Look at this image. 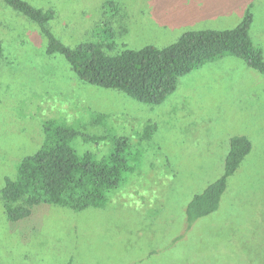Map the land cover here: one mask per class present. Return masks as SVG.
Instances as JSON below:
<instances>
[{
	"label": "rangeland",
	"instance_id": "rangeland-1",
	"mask_svg": "<svg viewBox=\"0 0 264 264\" xmlns=\"http://www.w3.org/2000/svg\"><path fill=\"white\" fill-rule=\"evenodd\" d=\"M23 1L55 11L50 29L71 47L103 36L102 19L113 16V52L161 48L189 30L230 29L248 10L264 59V0ZM0 33V188L40 146L49 119L77 131L79 153L101 158L114 137L140 151L104 208L41 204L11 222L0 202V264H264L260 73L223 56L180 76L161 103L147 104L77 79L63 55L46 53L37 25L1 0ZM152 125L151 134L144 131ZM235 135L248 138L250 152L228 177L218 208L188 226V202L221 176Z\"/></svg>",
	"mask_w": 264,
	"mask_h": 264
},
{
	"label": "trees",
	"instance_id": "trees-1",
	"mask_svg": "<svg viewBox=\"0 0 264 264\" xmlns=\"http://www.w3.org/2000/svg\"><path fill=\"white\" fill-rule=\"evenodd\" d=\"M1 1L37 25L46 40V53L63 55L77 79L121 91L140 102L161 103L176 89L180 76L223 56L242 59L264 77L263 53L250 37L253 16L248 10L230 29L189 30L161 48L146 45L113 52L116 37V32L111 30L113 16L104 22L102 19L99 27L103 36H94L92 40L71 47L52 33L49 23L54 19L55 11L51 8L34 7L23 0ZM107 5L117 12V5L111 2ZM3 51L0 36V56ZM154 127L147 126L144 131L149 130L151 134ZM43 133L40 146L21 158L15 176L6 177L0 188V202L11 222L29 217L34 207L41 204L73 211L104 208L135 171V160L140 157V151H132L126 137H114L113 145L101 158L90 151L79 153L74 143L77 131L56 119L43 123ZM250 149L247 137L235 135L229 138L221 176L195 194L186 206L188 226L218 208L228 177L237 170Z\"/></svg>",
	"mask_w": 264,
	"mask_h": 264
}]
</instances>
